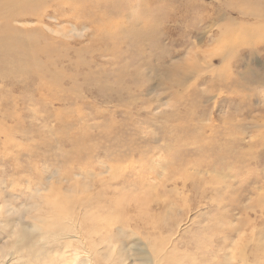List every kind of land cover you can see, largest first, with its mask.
I'll use <instances>...</instances> for the list:
<instances>
[{
	"label": "rangeland",
	"instance_id": "374dc122",
	"mask_svg": "<svg viewBox=\"0 0 264 264\" xmlns=\"http://www.w3.org/2000/svg\"><path fill=\"white\" fill-rule=\"evenodd\" d=\"M22 5L45 52L2 60L0 262L264 264V0Z\"/></svg>",
	"mask_w": 264,
	"mask_h": 264
},
{
	"label": "bare ground",
	"instance_id": "6f19581e",
	"mask_svg": "<svg viewBox=\"0 0 264 264\" xmlns=\"http://www.w3.org/2000/svg\"><path fill=\"white\" fill-rule=\"evenodd\" d=\"M75 0H7V2L0 6V21L2 22V25L4 24L6 27L5 32L0 34V75H4V72L2 71V65L3 63L6 61V59H10L11 62L9 63L10 65L13 66L14 63H16L15 60H17L16 58H18V56H20V54L22 52L27 53V51H29V61H32L33 59H35L37 56L43 55L45 52V47L42 48L40 46H33L32 44H29L30 42L27 40H20L18 39L14 34H12L10 28L7 26V23L10 19H12L16 12L17 9L19 8V3H22L23 5L20 7L21 10H18L20 12H22V14H26L28 16L31 17H36L40 12L42 13V16L47 14L49 12L50 9L52 8H57L63 11H67L70 7H71V3H73ZM19 2V3H18ZM96 2V1H95ZM99 3V2H97ZM103 6V5H102ZM85 7V6H84ZM102 9V8H101ZM3 10V11H2ZM75 10V9H74ZM87 10V9H86ZM11 11H14V14H12L10 17L8 16H4L8 13H10ZM91 11V10H90ZM244 11V10H243ZM246 11V10H245ZM72 12V11H71ZM40 13V14H41ZM77 13V12H76ZM249 13V12H248ZM79 14V13H78ZM242 14V13H241ZM243 15V14H242ZM246 15V13H245ZM67 16V15H66ZM65 16V17H66ZM247 16V15H246ZM251 16L253 17H259L258 14H252ZM30 18V17H29ZM44 18V17H43ZM70 18V17H69ZM80 18V17H79ZM77 18V19H79ZM66 19V18H65ZM39 20V18L37 19V21ZM82 20V19H81ZM258 20V19H257ZM264 20V19H262ZM42 21V20H41ZM40 21V23H41ZM257 22V21H256ZM259 22V21H258ZM38 23V22H37ZM58 23V22H56ZM254 23V22H253ZM264 25V24H263ZM1 26V25H0ZM125 28V27H124ZM260 28V27H259ZM264 28V27H263ZM74 29V28H73ZM133 29V28H132ZM248 29V28H246ZM260 30V29H259ZM249 31V29H248ZM257 31V30H255ZM247 32V31H246ZM228 33V30H227ZM249 32L244 33L245 35H248ZM246 35V36H247ZM252 35V34H251ZM251 35H248L247 37H251ZM226 36V35H225ZM229 38V37H228ZM235 38V37H234ZM252 39V38H251ZM235 41V40H234ZM228 43V42H227ZM226 44V43H225ZM232 44V43H231ZM238 50V49H237ZM228 54L230 55V53L228 52ZM28 55V54H27ZM24 57V56H22ZM27 57V56H26ZM228 59V58H225ZM4 60V62L2 61ZM6 63V62H5ZM33 63V62H32ZM17 66V65H16ZM11 70V69H10ZM6 73V72H5ZM11 73H15L16 72L13 70H11ZM27 73H29V71L25 72V73H21L23 76H25ZM30 74V73H29ZM194 74V73H193ZM13 75V74H12ZM195 75V74H194ZM15 77V75L13 76ZM184 79V78H183ZM228 80V79H226ZM187 81V80H186ZM125 86V85H124ZM117 93V92H116ZM111 98V97H110ZM49 192V191H48ZM68 213V212H67ZM66 213V214H67ZM68 215V214H67ZM66 217V215H65ZM63 217V218H65ZM83 217V216H82ZM73 218V217H72ZM75 219V218H74ZM82 219V218H81ZM97 219V218H96ZM88 221V220H87ZM86 222V221H85ZM85 222H76L75 220L71 221L70 216L68 215L65 219H62V221L60 222V232H65L68 233L67 237H71L69 235V233L71 232H76L78 233V231H80V225H83ZM91 230V229H90ZM60 234V238L63 236L61 233ZM91 233V232H90ZM93 234V233H92ZM108 234V233H107ZM66 235V234H65ZM109 235V234H108ZM21 236V235H20ZM19 236V237H20ZM23 236V235H22ZM53 238H57V234L52 236ZM75 237V236H74ZM59 238V237H58ZM57 238V239H58ZM64 239V237H62ZM77 239V244H82L83 240L81 241L80 238H78V236H76ZM59 240V239H58ZM22 241V240H21ZM60 241V240H59ZM75 241V240H74ZM73 241V242H74ZM93 242V241H92ZM91 242V244H92ZM70 243V242H69ZM75 243V242H74ZM76 244V243H75ZM69 246V245H68ZM72 246V245H70ZM86 246V245H85ZM73 247V246H72ZM79 247V246H78ZM17 248V247H16ZM80 248V247H79ZM75 249V248H74ZM93 249V248H92ZM95 249V248H94ZM31 250V249H30ZM76 250V249H75ZM88 250H90V247L88 248ZM32 251V250H31ZM95 251V250H94ZM49 252V251H48ZM15 254V253H13ZM51 254V253H50ZM48 255V254H47ZM56 255V254H55ZM63 255V254H62ZM22 256V254H21ZM27 259H28V263L31 262L32 264H38L39 262L41 263V254L38 251H32V252H28L27 253ZM85 256L88 257V263L90 264L91 260H90V254L89 251L85 253ZM159 256V255H157ZM24 257V256H23ZM80 257L79 256V252L76 250V252L74 253V257L71 258L72 260V264H77V258ZM44 258V257H43ZM65 258V257H64ZM63 258V259H64ZM48 259V258H47ZM60 260V259H59ZM62 260V259H61ZM93 260V259H92ZM2 261V260H1ZM14 261V260H13ZM55 261V260H54ZM66 261V260H65ZM68 261V260H67ZM86 261V260H85ZM22 262V261H21ZM4 262H0V264H3ZM18 264V263H17ZM43 264V263H42ZM51 264V262H50ZM58 264V263H57ZM68 264V263H67ZM70 264V263H69ZM80 264V263H79Z\"/></svg>",
	"mask_w": 264,
	"mask_h": 264
}]
</instances>
